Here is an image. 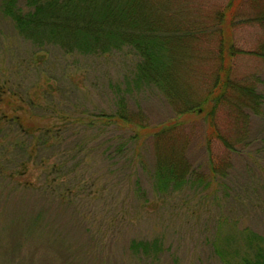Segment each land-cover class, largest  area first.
Instances as JSON below:
<instances>
[{
  "label": "rangeland",
  "instance_id": "rangeland-1",
  "mask_svg": "<svg viewBox=\"0 0 264 264\" xmlns=\"http://www.w3.org/2000/svg\"><path fill=\"white\" fill-rule=\"evenodd\" d=\"M181 1L188 3V15L205 23L206 32L197 34L196 42H177L178 51L192 44L195 68L191 83L181 91L194 99L195 107L180 116L179 97L132 82L140 57L131 47L105 55L37 47L18 33L0 7V85L5 90L0 95L11 102L10 107L0 103V108L21 115L25 123L39 124L34 142L45 129H52L33 155L28 148L20 156L19 147L8 157L5 153L4 168L25 170L23 178L31 182L27 184L37 187L44 182L43 174L53 170L56 194L65 187L71 195L64 208L57 200L37 199L38 192L23 193L18 210L25 220H42L48 228L32 235L31 229L22 230L35 242L23 237L21 252L12 258L5 254L4 238L12 220L6 212L15 209V199H0V264H223L212 244L220 222L225 236L234 232L239 238L238 232L250 230L264 237V58L256 53L263 30L255 23L235 29L237 54L231 73L240 84L252 85L262 104L256 105L258 110L220 107L213 119L217 134L211 135L209 114L198 104L221 66L217 14L229 0ZM26 2L19 0V5L26 9ZM121 96L135 118L130 128L118 122L104 124L108 115L119 111ZM137 122L151 130L178 122L179 136L171 142L186 150L191 168L202 179L199 184L187 183L164 196L155 193L152 173L158 137L151 134L134 143L131 134ZM14 125L5 123L8 148L13 140L26 139ZM60 126L65 138L56 137ZM143 134L146 137L148 131ZM213 166L217 176L211 172ZM7 184L1 183L0 189ZM49 237L57 243V252L66 251L64 261L52 262L46 255L50 248L43 239ZM158 240L161 249L155 253L132 246ZM240 244L244 250V241Z\"/></svg>",
  "mask_w": 264,
  "mask_h": 264
},
{
  "label": "trees",
  "instance_id": "trees-1",
  "mask_svg": "<svg viewBox=\"0 0 264 264\" xmlns=\"http://www.w3.org/2000/svg\"><path fill=\"white\" fill-rule=\"evenodd\" d=\"M187 5V2L181 0H27L26 9H24L19 5V0H3L0 7L3 16L13 23L18 33L37 47L53 45L68 54L76 52L84 55H105L131 47L140 57L132 82L136 86L153 85L160 88L166 96L179 97L180 104L183 105L178 104L177 114L180 116L192 113L195 107L194 99L185 98L181 92L184 85L191 83L195 68H193V60L190 57L192 44L178 51L177 42H196L197 34L206 32V27L203 25L205 23L201 22L199 17H193L184 11ZM217 18L222 42L220 46L221 66L213 76L214 82L211 89L198 104L209 114L211 135L217 134L213 119L220 107L222 109L236 107L243 110L247 106L250 110H258L257 106L262 104L263 98L255 92V88L249 84H240L231 77V73L234 67L233 59L237 54L234 31L241 24L255 23L263 30V37L256 53L264 58V0H229L224 10L217 14ZM3 89L2 84L0 92ZM124 99V96L118 99L119 111L108 115L109 118L104 121L105 125L118 122L122 128H130L129 125L135 126L134 121L132 122L135 118L127 111ZM0 103L6 104L7 107L11 105V102L9 100L7 102L2 94ZM22 118L16 113L9 115L0 108V186L1 183L8 182L4 191L3 187L0 189V199L7 201L11 196L15 199L12 202L15 203L13 205L15 209L6 212L12 216L9 226L15 218L14 225L11 228L8 226V236L4 238L5 254L11 258L21 252L19 250L24 245V242H21L23 237L36 234L37 229L48 228L45 224L41 225L42 220L40 222L25 220L23 213L18 210L20 200L26 195L21 198L23 193L38 192L37 199H54L64 208L70 204L68 197H71L69 189L65 187L56 194V190L53 189V184H55L53 170H48V173L43 174L44 182H40L41 186L37 187L27 184L31 182L23 178L25 170L4 168L7 165L2 160L5 153L8 157L12 149L19 147L20 156L25 155L23 152H27L28 148H30L28 154L33 155L39 143L44 141L52 131L50 128H44V134L34 142L32 139L36 138L34 135L41 127L39 124L25 123ZM6 122L14 123L17 126L16 133L19 137L26 136L27 141L26 139L24 141L13 140L11 148H8L5 138L7 136ZM177 125L180 124L178 122L169 123L161 129L151 130L137 122L135 129L132 128L131 139L134 143L150 137L151 134L159 138H156L154 147L157 160L152 177L154 191L160 196L180 190L187 183L197 181L199 184L202 180L191 168L186 157V150H182L171 142V140L176 141V137L179 136V133H176ZM61 130H64L61 126L57 132L53 130L57 138L61 137ZM146 131L148 135L143 137ZM164 134H168L166 139L162 138ZM29 138L32 141H29ZM61 138L65 137L62 135ZM211 172L216 176L218 174L215 166L211 168ZM210 176L215 178L211 174ZM139 190L142 192L141 188ZM28 223H31V228L28 227ZM25 225H27V230ZM29 229L31 230L27 236L22 233V230L26 232ZM222 230L223 225L220 222L212 244L223 264H264V237L262 235L247 230L238 232L241 237L236 238L234 232L225 236L221 233ZM27 240L35 242L33 237H27ZM241 240L244 241V250L240 246ZM43 242L44 244L48 242L47 246L50 250L48 254H45L52 262L64 261L66 251L57 252L59 249L57 250V243L55 244L53 237L43 239ZM132 246L137 251L138 249L143 250L144 253H155L161 249L159 240L152 244L134 242ZM35 254L38 255V252Z\"/></svg>",
  "mask_w": 264,
  "mask_h": 264
}]
</instances>
